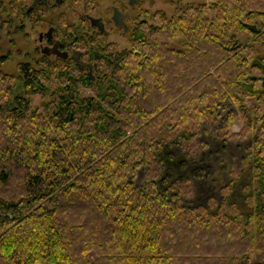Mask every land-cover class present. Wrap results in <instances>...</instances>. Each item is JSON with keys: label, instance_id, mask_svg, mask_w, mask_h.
<instances>
[{"label": "trees", "instance_id": "16d2710c", "mask_svg": "<svg viewBox=\"0 0 264 264\" xmlns=\"http://www.w3.org/2000/svg\"><path fill=\"white\" fill-rule=\"evenodd\" d=\"M31 1L2 33L68 54L0 66V264H264V0H135L121 47L95 0Z\"/></svg>", "mask_w": 264, "mask_h": 264}, {"label": "rangeland", "instance_id": "374dc122", "mask_svg": "<svg viewBox=\"0 0 264 264\" xmlns=\"http://www.w3.org/2000/svg\"><path fill=\"white\" fill-rule=\"evenodd\" d=\"M96 1V5L93 6V8H88L87 11L92 12L94 14H101L104 18L105 17H109L110 18V14H111V4L112 3H117L119 4L122 8L129 9L130 13L131 11L134 10V5L132 6H128L127 4V0H95ZM175 1V0H174ZM181 1H186V0H181ZM142 5L144 6H152V7H163L164 9H166L168 12L172 11L174 6H175V2H172V0H142ZM80 9H82V4L79 5ZM129 18L127 16L126 20L129 21ZM106 26L108 28V38L109 39H113L116 40L119 44V46H125L128 45V41H127V36L126 33L124 32L123 28L121 26H116L112 20L108 21L106 23ZM47 28V25H41V26H37L35 23L32 24L30 22L25 24V27L23 28V31L21 32H13L12 30H8L5 33L3 30L1 31L0 29V33H1V38H0V66L6 70H15L17 68V62L19 61V59H33L34 57H37L39 54H41V50L40 47L42 45V41H39L37 35L39 30H45ZM255 43V42H254ZM255 46L259 48V50H262L263 47L256 42ZM4 55L2 58L1 56ZM33 101L35 103H39L41 98L39 96V94H34V96H32ZM248 104H250V100L247 101ZM224 105V107H223ZM225 107H229L232 108V106L227 102H222L220 109H223ZM213 123L209 124V123H205L203 124L202 128H207L209 125L212 126ZM214 125V124H213ZM242 126L241 123V119L237 118L235 121L231 122L230 124V128L231 130H238L240 129ZM200 140H204L209 142L210 138L209 136H207L206 134L201 135L200 136ZM234 142V141H233ZM239 151H241L239 149ZM243 152V151H242ZM228 157V156H227ZM232 159V158H231ZM213 160V159H212ZM230 163V162H228ZM232 163H230L231 166ZM211 167V166H210ZM178 172H182L183 174H185L188 178V180H190V182L193 183L194 188H195V179L193 177H191L190 172L187 171L186 168H182L181 170H179ZM229 173V172H227ZM218 176V175H217ZM140 173L139 175L136 177L135 179V183H140ZM240 184V183H239ZM237 184V188L235 190H232V195L233 198L237 197V201H241V194L239 193V187ZM239 193V194H238ZM239 195V196H238ZM218 198L219 194L216 195ZM184 202L188 203V204H193L195 202H199V203H204V198L201 200H196L194 201L193 196H184L182 195ZM257 256V253H253V257L255 258Z\"/></svg>", "mask_w": 264, "mask_h": 264}, {"label": "flooded vegetation", "instance_id": "af4514ba", "mask_svg": "<svg viewBox=\"0 0 264 264\" xmlns=\"http://www.w3.org/2000/svg\"><path fill=\"white\" fill-rule=\"evenodd\" d=\"M37 1H40V0H37ZM60 1L61 0H59V1H57V0H45V1H41V2H47V5H48V7H52V9H53V3H55V4H57V3H60ZM36 2V1H35ZM35 2H30V5H33ZM134 3V2H133ZM132 3V4H133ZM113 4H116L119 8H121L122 10H125L126 9V7L125 8H122L119 4H117V3H112L111 4V13H112V5ZM127 4H128V6H131L132 4H129L128 2H127ZM129 12H128V14L124 17V20L126 21V23H127V28H128V22H127V20H126V18H127V16L129 15V13H130V10L129 9H127ZM86 12H88V13H90V14H93V15H100L101 16V18H102V20H103V23H104V29H102V30H106L107 32H108V28H107V26H106V23L108 22V21H111L112 20V22L115 24V22H114V20L112 19V17H111V14H110V18L109 17H103L101 14H99V13H97V14H94V13H92V12H89V11H86ZM86 12H85V14H86ZM54 14V13H53ZM52 14V15H53ZM51 15V16H52ZM86 17L88 18V16L86 15ZM88 20H89V18H88ZM89 23H90V25L91 26H94V27H96L97 29H98V27H97V25L96 24H92L91 22H90V20H89ZM116 26H121L122 28H123V30L125 31V30H127V28L126 29H124V27H123V25L122 24H115ZM49 27H51V29L49 30V32H47V29L49 28ZM99 30H101V29H99ZM37 37H38V39H39V41H42V42H45V43H42V45H41V47H40V50H41V52L42 53H46V54H48V55H50V56H56V55H59V54H57V53H55V52H45V51H42V47H43V45H46V44H48V45H51L52 43H53V40L55 39V38H58L59 39V37L56 35V33H55V24L54 23H48L47 24V28L45 29V30H39V32H38V35H37ZM59 47L60 48H65V47H62L61 46V44H60V39H59ZM66 49V48H65ZM67 50V49H66ZM67 54H68V50H67ZM61 56V55H60ZM67 56V55H66Z\"/></svg>", "mask_w": 264, "mask_h": 264}, {"label": "water", "instance_id": "95a60500", "mask_svg": "<svg viewBox=\"0 0 264 264\" xmlns=\"http://www.w3.org/2000/svg\"><path fill=\"white\" fill-rule=\"evenodd\" d=\"M37 0H32V2H35ZM40 1H45V0H40ZM59 1V0H57ZM135 0H127V2L129 4H132ZM128 10L125 9V10H122L121 8H119L116 4H113L112 5V13H111V17L112 19L114 20L115 24H122L124 29L127 28V23L126 21L124 20V17L128 14ZM86 15L88 16L90 22L92 24H96L98 29H104V23H103V20L101 18L100 15H93V14H90L88 12H86ZM51 29V27H49L47 29V32H49V30ZM42 51H45V52H55L61 56H66L67 55V50L65 48H60L59 47V39L58 38H55L53 40V43L51 45H43L42 47Z\"/></svg>", "mask_w": 264, "mask_h": 264}]
</instances>
